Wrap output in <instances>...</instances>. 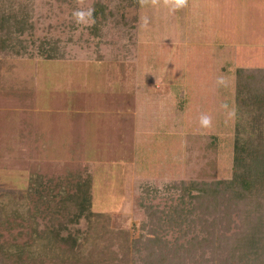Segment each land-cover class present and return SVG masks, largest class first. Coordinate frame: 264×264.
<instances>
[{"label": "rangeland", "instance_id": "rangeland-1", "mask_svg": "<svg viewBox=\"0 0 264 264\" xmlns=\"http://www.w3.org/2000/svg\"><path fill=\"white\" fill-rule=\"evenodd\" d=\"M99 1L3 2L32 7L34 31L22 37L25 56H0V264L121 257V232L147 221L142 185L160 191L164 208L173 182L229 179L237 131L256 112L237 100L236 73L264 70V0H188L175 12L162 0H122L120 24L96 35L95 20L78 25L72 13ZM45 39L59 42L62 59L38 54ZM220 75L228 87L216 85ZM202 113L213 127H200ZM79 175L92 180V211L107 224L89 235L82 218L62 231L75 238L73 254L54 242L67 214L50 204L72 195Z\"/></svg>", "mask_w": 264, "mask_h": 264}, {"label": "trees", "instance_id": "trees-1", "mask_svg": "<svg viewBox=\"0 0 264 264\" xmlns=\"http://www.w3.org/2000/svg\"><path fill=\"white\" fill-rule=\"evenodd\" d=\"M3 2L0 0V56H25L28 43L22 37L34 31L33 8ZM112 3L113 7H109L101 0L94 5L96 35H103L109 23L116 27L120 24L122 0ZM127 27L125 24L123 29ZM38 54L49 61L63 58L59 42L48 39L40 42ZM236 79L241 88L237 100L244 110L256 112L252 113L250 127L242 128L247 131H237L231 177L213 182H173L165 187L169 203L164 208L154 203L160 191L149 184L142 185L139 205L147 221L136 233L121 232V257L69 264H264V70L240 68ZM75 179L76 183H70L74 193L50 204L67 214L52 233L54 242L64 244L73 254L77 249L75 238H62V231L82 218L91 227L89 235L107 224L104 215L92 211V180L80 175ZM35 181L43 186L42 176ZM1 254L0 233V262Z\"/></svg>", "mask_w": 264, "mask_h": 264}, {"label": "clouds", "instance_id": "clouds-1", "mask_svg": "<svg viewBox=\"0 0 264 264\" xmlns=\"http://www.w3.org/2000/svg\"><path fill=\"white\" fill-rule=\"evenodd\" d=\"M139 2L143 7L149 3H151L152 5H159L161 3V0H139ZM76 3L77 5H81L83 3V0H76ZM162 3L164 6L168 7L170 11L175 12L187 7L188 0H162ZM94 11V8L91 7L87 9L77 7L73 10L72 16L76 24H86L89 21H93ZM141 23L143 26H146L148 23L147 18H142ZM216 85L218 87L226 88L229 86V81L224 75H220L216 79ZM220 108L225 112L226 115H233V112L227 104H221ZM199 124L201 128L209 129L213 127V117L208 113H202L199 118Z\"/></svg>", "mask_w": 264, "mask_h": 264}]
</instances>
